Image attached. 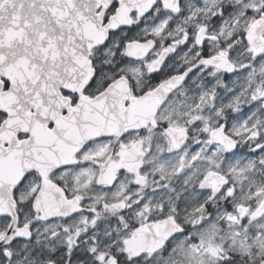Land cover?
I'll list each match as a JSON object with an SVG mask.
<instances>
[{"label": "snow or ice", "instance_id": "1", "mask_svg": "<svg viewBox=\"0 0 264 264\" xmlns=\"http://www.w3.org/2000/svg\"><path fill=\"white\" fill-rule=\"evenodd\" d=\"M0 264H264V0H0Z\"/></svg>", "mask_w": 264, "mask_h": 264}]
</instances>
